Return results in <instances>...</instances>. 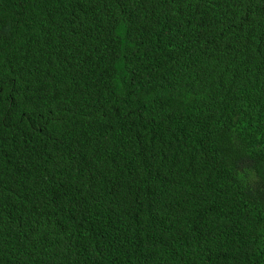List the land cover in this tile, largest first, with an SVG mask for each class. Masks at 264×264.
<instances>
[{
    "label": "trees",
    "instance_id": "trees-1",
    "mask_svg": "<svg viewBox=\"0 0 264 264\" xmlns=\"http://www.w3.org/2000/svg\"><path fill=\"white\" fill-rule=\"evenodd\" d=\"M0 264H264V0H0Z\"/></svg>",
    "mask_w": 264,
    "mask_h": 264
}]
</instances>
